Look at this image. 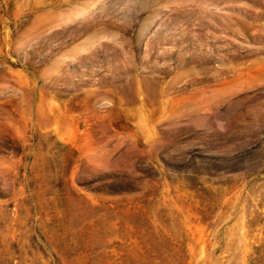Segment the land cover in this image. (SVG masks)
I'll return each mask as SVG.
<instances>
[{"label": "rangeland", "instance_id": "obj_1", "mask_svg": "<svg viewBox=\"0 0 264 264\" xmlns=\"http://www.w3.org/2000/svg\"><path fill=\"white\" fill-rule=\"evenodd\" d=\"M0 264H264V0H0Z\"/></svg>", "mask_w": 264, "mask_h": 264}]
</instances>
